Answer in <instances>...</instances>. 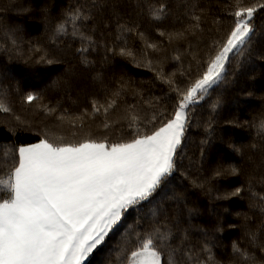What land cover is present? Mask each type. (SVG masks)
<instances>
[{
	"label": "trees",
	"instance_id": "1",
	"mask_svg": "<svg viewBox=\"0 0 264 264\" xmlns=\"http://www.w3.org/2000/svg\"><path fill=\"white\" fill-rule=\"evenodd\" d=\"M261 3L264 0H0V93L6 94L0 98L11 108L10 113L0 112V157L5 150L37 143L46 129L71 138L67 125L55 127L61 115L82 117L77 127L83 123L94 136L107 135L110 142L131 138L122 117L133 106L147 128L158 127L176 111V89L182 93L201 76L233 29L237 7L258 8L251 44L240 55L230 54L225 79L185 110L189 123L177 152V170L149 201L124 213L85 264H121V246L131 251L137 236L157 222L167 225L176 245L201 259L208 255L205 246L218 264H232L234 246L264 258L249 235L255 233L264 242ZM161 5L165 11L155 19L149 9ZM77 8L90 13L82 29L90 35V44L71 34L70 23L67 34L56 30ZM194 16L199 17L198 27L169 39L168 34L197 24ZM122 49L136 59L121 55ZM41 57L53 62H42ZM28 94L39 100L29 104ZM113 99L116 107L109 109L111 127L105 132L103 108L98 113L93 105ZM14 155L8 152L9 159ZM232 168L237 175L227 174ZM218 170L223 174L217 175Z\"/></svg>",
	"mask_w": 264,
	"mask_h": 264
},
{
	"label": "snow or ice",
	"instance_id": "2",
	"mask_svg": "<svg viewBox=\"0 0 264 264\" xmlns=\"http://www.w3.org/2000/svg\"><path fill=\"white\" fill-rule=\"evenodd\" d=\"M259 8L264 9V3ZM149 10L155 19H161L165 11L163 5ZM257 10L256 5L237 7L232 13L236 18L233 29L201 76L182 93L176 89L180 95L176 111L158 127L147 128L133 106L122 117L131 130V138L110 142L107 135L94 136L83 123L77 127L82 117L61 115L55 127L64 129L67 125L71 138L46 129L37 143L5 150L0 157V194L6 193L0 195V264H85L121 223L127 210L149 201L177 170V152L189 123L185 110L225 79L230 54L240 55L251 44L255 35L252 20ZM89 18L90 13L71 9L68 19L56 30L67 34L70 23L71 34L90 44V35L82 30ZM193 19L197 24L168 34L169 39L181 38L198 27L199 17ZM147 47L157 49L155 44ZM121 55L136 59L127 49H122ZM41 60L53 62L45 57ZM146 63L151 65L152 61ZM4 96L0 93V97ZM26 100L31 104L39 97L28 94ZM93 107L98 113L103 108L102 126L107 132L111 127L107 116L109 109L116 107V100ZM0 112H11L4 98H0ZM153 122L154 118L149 121ZM260 127L264 129V121ZM10 151L15 153L11 159ZM216 174L223 173L218 170ZM227 174L238 173L232 168ZM249 235L251 242L264 251V242L258 241L255 233ZM203 251L208 253L204 259L191 250L185 252L175 244L167 225L157 222L145 235L137 236L131 251L122 245L120 256L121 264H218L210 248L205 246ZM234 252L237 256L232 264H264V258L239 247L234 246Z\"/></svg>",
	"mask_w": 264,
	"mask_h": 264
}]
</instances>
